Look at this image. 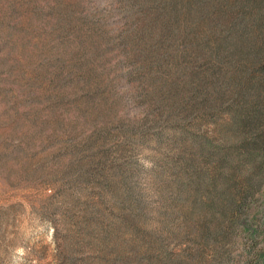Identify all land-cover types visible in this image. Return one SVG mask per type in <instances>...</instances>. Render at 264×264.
Listing matches in <instances>:
<instances>
[{
    "label": "rangeland",
    "instance_id": "374dc122",
    "mask_svg": "<svg viewBox=\"0 0 264 264\" xmlns=\"http://www.w3.org/2000/svg\"><path fill=\"white\" fill-rule=\"evenodd\" d=\"M145 2L0 0V264H264V221L207 242L214 192L177 185L183 66Z\"/></svg>",
    "mask_w": 264,
    "mask_h": 264
},
{
    "label": "trees",
    "instance_id": "16d2710c",
    "mask_svg": "<svg viewBox=\"0 0 264 264\" xmlns=\"http://www.w3.org/2000/svg\"><path fill=\"white\" fill-rule=\"evenodd\" d=\"M145 5L162 25L163 44L178 52L183 66L177 185L193 187L200 206L199 199L213 191L209 208L212 218H221L216 228L215 219L205 222L202 236L207 242L225 239L230 212L246 230L256 227L264 215L255 214L253 221L245 207L259 196L264 202V0H147ZM202 124L213 125L216 136L205 135ZM256 207L259 213L261 206Z\"/></svg>",
    "mask_w": 264,
    "mask_h": 264
}]
</instances>
